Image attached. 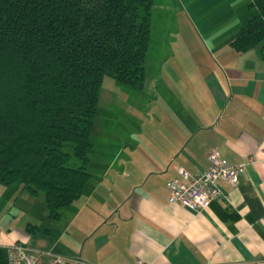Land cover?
I'll use <instances>...</instances> for the list:
<instances>
[{"label": "crops", "instance_id": "obj_1", "mask_svg": "<svg viewBox=\"0 0 264 264\" xmlns=\"http://www.w3.org/2000/svg\"><path fill=\"white\" fill-rule=\"evenodd\" d=\"M248 1L215 0L179 53H152L141 93H126L136 107L118 98L120 114L94 123L91 177L58 218L41 193L0 184V264L13 242L65 264H264V161L248 160L264 137V39L244 51L230 44ZM212 147L244 162L237 185L220 181L225 195L199 210L170 201L177 166L206 168Z\"/></svg>", "mask_w": 264, "mask_h": 264}, {"label": "trees", "instance_id": "obj_2", "mask_svg": "<svg viewBox=\"0 0 264 264\" xmlns=\"http://www.w3.org/2000/svg\"><path fill=\"white\" fill-rule=\"evenodd\" d=\"M153 1L0 0V184L41 193L52 219L91 177L104 76L144 86ZM246 7L238 51L264 39V0Z\"/></svg>", "mask_w": 264, "mask_h": 264}, {"label": "rangeland", "instance_id": "obj_3", "mask_svg": "<svg viewBox=\"0 0 264 264\" xmlns=\"http://www.w3.org/2000/svg\"><path fill=\"white\" fill-rule=\"evenodd\" d=\"M215 0H154L152 11H151V36L149 40L148 52L145 60V68L146 74L150 76L153 70V64L151 65L150 58L152 53L155 51V54L160 56L161 50L165 45L173 46L175 50L180 52L181 42H185L184 39L190 41L192 39L191 32V23L199 26L201 30V17L211 18L216 10V6L213 5ZM217 4V3H215ZM218 5V4H217ZM218 8V6H217ZM200 16V18H199ZM211 23V20H209ZM195 25H193L194 27ZM223 23L219 25L222 27ZM209 41V38H208ZM186 43V42H185ZM177 53V52H176ZM194 53V51H193ZM180 58V57H179ZM160 64H156V73L159 72ZM178 71L180 70L177 68ZM151 72V73H150ZM109 91L112 95L118 96L117 99L113 100L108 97ZM128 91H132L135 93H141L138 89L130 88L122 83L117 82L110 76L105 75L102 83V88L100 92V98L97 106V114H96V124L101 125L106 118H108V114L110 115L111 121L115 116H111V111L113 114H120L121 111L117 110L123 97L128 98V102L130 103V109L136 107L134 104V98L131 93L128 97ZM147 91V90H145ZM118 101V102H117ZM125 107V106H123ZM139 108V105H137ZM117 115V114H115ZM95 129V128H94ZM94 133L97 134L98 132ZM78 159L76 157H72L70 160V164L76 165L78 163Z\"/></svg>", "mask_w": 264, "mask_h": 264}, {"label": "built area", "instance_id": "obj_4", "mask_svg": "<svg viewBox=\"0 0 264 264\" xmlns=\"http://www.w3.org/2000/svg\"><path fill=\"white\" fill-rule=\"evenodd\" d=\"M207 158L208 165L202 170L189 171L182 165L177 166V176L166 181L170 201L199 210L206 207L211 199L225 195L220 181L237 185L244 162L230 163L221 156L217 147L209 150ZM248 160L264 161V137L258 141ZM8 260L10 264H65L63 255L50 250L37 251L23 242L9 245ZM79 261V257L75 259V262Z\"/></svg>", "mask_w": 264, "mask_h": 264}]
</instances>
